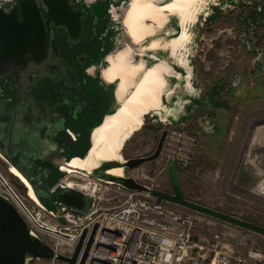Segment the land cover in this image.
<instances>
[{
  "label": "rangeland",
  "instance_id": "374dc122",
  "mask_svg": "<svg viewBox=\"0 0 264 264\" xmlns=\"http://www.w3.org/2000/svg\"><path fill=\"white\" fill-rule=\"evenodd\" d=\"M256 5L263 7L264 16V0H224L212 6L209 15L198 17L194 28L196 41L189 58L193 91L181 88V93H172L169 105L175 109L165 115L171 123L147 115L145 126L126 142L123 154L125 157L151 154L164 131L162 153L137 167L124 168V175L170 192L166 168L176 155L186 161L185 165L177 166L186 198L264 225V194L257 191L264 184V50L260 49L263 40L258 27L252 33L254 26L244 25L247 19L242 18ZM218 79L225 82L218 95L226 100L224 107H213L206 96ZM179 109L180 113L176 112ZM184 114L187 121L173 120ZM158 123L161 126L155 129ZM0 173L18 193L30 199L26 187L7 171L1 159ZM167 205L193 217L192 237L201 245V248H192L179 264H209L214 251L226 255L229 264H235V257L250 247L264 250V236L178 205ZM231 227L237 228L240 234L215 238L217 232ZM40 237L64 255L71 254L75 246L57 235L41 234ZM55 264L66 263L55 259Z\"/></svg>",
  "mask_w": 264,
  "mask_h": 264
},
{
  "label": "water",
  "instance_id": "95a60500",
  "mask_svg": "<svg viewBox=\"0 0 264 264\" xmlns=\"http://www.w3.org/2000/svg\"><path fill=\"white\" fill-rule=\"evenodd\" d=\"M126 1L128 0H119L116 8L124 5ZM112 5L113 0H90L86 4L79 3L78 0H9L0 4L1 132L6 125L5 115L11 107V103L14 104L13 99L17 93L16 86L20 80L29 79V76L33 78L31 69L44 62L50 49L61 50L62 47L55 40L54 28L58 30L63 46L76 45L90 33L96 41V48L91 46L93 51H96L95 55L88 60L77 62L76 60L66 59V61L64 59L68 69L66 78L69 81H66L67 84H64L61 79L51 88L53 90L50 91L51 93L45 92V87H43L44 90L40 88L43 91L42 95L47 99L53 95V92L58 91L59 95H57L58 99L56 100H59L57 103L62 116L68 112V101L71 99V97H62L64 91L72 93L76 96L73 99L86 105L84 110H80L81 112L76 111L75 116H70L67 113V124L62 133L70 141L69 148L71 151L66 156L59 155L51 163L52 171L55 173L54 180L46 185L42 184L45 179L35 180L23 172L17 163L9 160L0 147V158L7 161L9 166H15L23 174L35 192L36 201L54 214L63 208L87 212L94 202L92 196L75 188L62 187L59 185V181L66 175L61 166L67 164L75 155L84 156L86 154L91 145L93 129L101 124L106 114L115 110L117 102L114 96V84L107 82L101 75V68L106 65L105 57L115 49V38L121 33L124 35L120 23H115L116 25L112 22L100 24V19L108 13ZM176 32L177 28H173L171 31L173 34ZM61 54L63 55L62 50ZM147 59L151 60L148 56ZM174 72L177 75H174L172 92L166 98L167 103H170L173 92L181 93V88H183V71L175 69ZM97 88L105 90L102 96L96 94ZM75 100L73 102L77 105ZM174 109L175 107L170 105L167 114L170 115ZM180 110L176 112L180 113ZM155 118L160 120L158 117ZM183 119H185V114L179 115L173 120L178 122ZM84 128H86L85 138L84 141H81L80 134ZM164 136L165 132L163 131L154 151L146 156L125 157L122 149L121 155L124 157V163L120 166L134 168L145 161L155 159L162 148ZM35 163H37V167L41 164L38 161ZM110 167H114V165H104L101 167V171L87 176L112 180L122 184L127 189L148 192L157 201L178 205L264 236V225L186 198L178 179L175 158L171 159L166 171L172 187L170 192L149 187L131 176L114 177L104 173ZM0 181L13 194L1 175ZM34 224L39 229L73 240L71 235L62 233L60 230H52L37 223ZM96 228L97 224L95 223L87 238V230L82 231L70 255L61 254L43 242L11 200L0 193V264H28L36 257L55 258L66 264H84Z\"/></svg>",
  "mask_w": 264,
  "mask_h": 264
},
{
  "label": "bare ground",
  "instance_id": "6f19581e",
  "mask_svg": "<svg viewBox=\"0 0 264 264\" xmlns=\"http://www.w3.org/2000/svg\"><path fill=\"white\" fill-rule=\"evenodd\" d=\"M8 1L0 0V4ZM78 1L86 4L90 0ZM118 1L113 0L108 13L100 19V24L120 23L124 33L115 38V49L105 57L106 65L101 68L102 77L114 84L117 103L115 110L93 129L86 154L75 155L61 166L68 178L99 172L108 164L114 167L104 173L124 175L121 150L141 129L145 117L168 122L165 115L170 105L166 98L172 92L175 69L183 71V88L193 91L189 58L197 36L195 25L199 16L209 15L210 8L224 0H128L121 10L116 8ZM173 28H177L175 34L171 33ZM8 170L26 187L27 196L36 201L23 174L13 165ZM70 178L68 185L82 187L81 182L74 183ZM262 184L257 190L260 194L264 192Z\"/></svg>",
  "mask_w": 264,
  "mask_h": 264
},
{
  "label": "built area",
  "instance_id": "2783aa9c",
  "mask_svg": "<svg viewBox=\"0 0 264 264\" xmlns=\"http://www.w3.org/2000/svg\"><path fill=\"white\" fill-rule=\"evenodd\" d=\"M173 158L176 166L185 165L184 158L176 155ZM0 175L13 194L1 181L0 193L11 200L39 237L53 233L39 229L34 223L71 235L73 240H67L76 244L83 230H87V238L93 225L97 224L84 264H179L189 256L192 248H201L192 237L193 217L167 205L168 202L157 201L148 192L127 189L112 180L82 175L78 179L71 178L74 183L81 182L82 187L78 188L68 185L69 178L64 176L59 181L60 186L81 190L92 196L94 202L87 212L63 208L54 214L37 201L27 200ZM237 230L231 227L219 231L215 238L239 235ZM235 261V264H264V250L250 247L243 255L236 256ZM28 264H55V258L36 257ZM209 264H229V259L214 251Z\"/></svg>",
  "mask_w": 264,
  "mask_h": 264
},
{
  "label": "flooded vegetation",
  "instance_id": "af4514ba",
  "mask_svg": "<svg viewBox=\"0 0 264 264\" xmlns=\"http://www.w3.org/2000/svg\"><path fill=\"white\" fill-rule=\"evenodd\" d=\"M262 11L263 7L261 5H256L242 18H246L248 22L244 23V25H248V27L250 26L249 28L254 26L252 33H254L257 29L256 27H258V33L263 40V45L260 49L264 50V23H262L264 21V16ZM256 13L257 17H255ZM54 33L56 43L62 47L61 50L63 51V55L61 54V50L55 51L50 49L44 62L38 67L31 69L33 78H30L29 76V79L20 80V83L16 86L17 93L13 99L14 104L11 103V107L5 115L4 121L6 125H4L3 132L0 130V147H2L5 156L9 160L17 163L23 172L35 180L39 181L40 179H45V181L42 182L44 185L51 183L54 180L55 173L52 171L51 167L54 158L59 155L66 156L71 151L69 148L70 141L62 133L67 124V113L70 114V116H75V112H81L86 105L83 102L73 99L76 96L72 93L64 91L62 97H71V99L68 101V112L62 116L59 112V106L57 103L59 100H56L58 99L57 95H59L58 91L56 90L53 92V95L49 97V100L42 95L43 91L40 90V88L43 89V87H45V92L53 91L51 88H53L58 81H61V79L64 84H67L66 81H69L66 78L68 69L65 65L64 59L84 62L91 56H94L96 52L93 51V48L91 47L94 46L96 48V41H94L92 33L82 39L80 43L73 46H63L56 28H54ZM251 37L252 35H250V40ZM252 45H254V43H252ZM258 54L260 55V53ZM259 55L256 59L257 61L259 60ZM44 77L46 79H43ZM224 86L225 82L218 79L217 81H214L207 91V99L213 107H224L226 100L218 96L220 90L223 89ZM227 90L229 91V89ZM95 92L97 95L102 96L105 90L97 88ZM72 99L78 104H74L75 102H73ZM184 121H187L186 117ZM85 130L86 128H84L80 134L81 141H84ZM165 140L166 135L164 136L159 155L162 153ZM3 161L9 172L7 161ZM37 161L41 163L38 167L37 163H35ZM169 187L171 191L172 187L170 181Z\"/></svg>",
  "mask_w": 264,
  "mask_h": 264
},
{
  "label": "trees",
  "instance_id": "16d2710c",
  "mask_svg": "<svg viewBox=\"0 0 264 264\" xmlns=\"http://www.w3.org/2000/svg\"><path fill=\"white\" fill-rule=\"evenodd\" d=\"M145 126V123L142 125V127H144ZM159 126H161V123H158V125H157V127L155 128V129H159ZM21 188H22V186H21ZM250 220V219H249ZM251 221H253V222H256V221H254V220H251Z\"/></svg>",
  "mask_w": 264,
  "mask_h": 264
},
{
  "label": "clouds",
  "instance_id": "9594fccd",
  "mask_svg": "<svg viewBox=\"0 0 264 264\" xmlns=\"http://www.w3.org/2000/svg\"><path fill=\"white\" fill-rule=\"evenodd\" d=\"M261 194H264V192H262ZM258 255V254H257Z\"/></svg>",
  "mask_w": 264,
  "mask_h": 264
}]
</instances>
